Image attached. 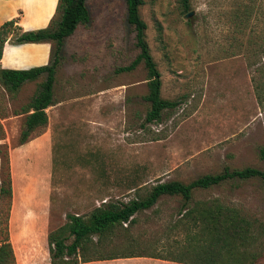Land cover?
I'll return each mask as SVG.
<instances>
[{
	"label": "rangeland",
	"instance_id": "obj_1",
	"mask_svg": "<svg viewBox=\"0 0 264 264\" xmlns=\"http://www.w3.org/2000/svg\"><path fill=\"white\" fill-rule=\"evenodd\" d=\"M85 1L89 22L59 52L49 125L21 143L24 115L11 117L43 77L0 96L6 118H0V179L9 173L12 194L10 202L0 199V242L8 239L15 264H50L46 235L68 214L88 216L98 206L127 202L155 182L186 183L224 167L264 170V0H189L187 11L179 0H142L161 96L175 103L150 122L144 66L121 69L137 53L125 1ZM213 200L254 223L252 264H264V179L192 190L185 209ZM182 204L179 196L162 195L109 237L90 235L85 257H119L78 264L197 260L206 232L193 219L197 208L184 215Z\"/></svg>",
	"mask_w": 264,
	"mask_h": 264
},
{
	"label": "trees",
	"instance_id": "obj_2",
	"mask_svg": "<svg viewBox=\"0 0 264 264\" xmlns=\"http://www.w3.org/2000/svg\"><path fill=\"white\" fill-rule=\"evenodd\" d=\"M126 5V22L134 32V46L137 49L135 57L122 70H132L138 64L146 71L147 93L144 100L148 103L144 120L155 121L160 118L163 109L171 108L175 103L161 96V73L155 64L148 45L145 41L147 25L141 18L139 9L142 0H124ZM184 11L190 6L189 0H179ZM90 20L89 10L85 0H57V6L49 25L45 28L22 31L15 19L4 21L0 25V54L5 41L13 43L48 42L50 43L49 60L44 65L28 69H9L0 67V96L7 94L10 98L18 92L21 86L28 81L43 79L38 82L35 92L29 97L18 111L12 115L23 114L19 140L26 142L28 136L36 127L46 125L47 115L45 108L54 104L53 85L55 72L59 61V52L66 37L71 35L78 25H85ZM12 34L15 36L11 38ZM4 115L0 113V118ZM4 131L0 125V139ZM260 158L264 160V148L259 150ZM264 179V170L251 166L241 169L224 167L216 174H202L186 183L169 180L155 182L143 196H136L121 203H108L91 210L88 216L68 214V220L49 231L46 235L50 264H78L100 259H112L119 256L85 257L84 251L90 235L109 237L116 227L122 228L123 223H133L134 215L150 208L162 195L179 196L183 199V207L187 206L192 198V190L208 189L222 184L226 180H246L249 178ZM11 187L9 173L0 179V199L10 202ZM197 208L195 221L202 222V229L206 232L205 242L199 246L197 260L191 264H252L257 260L258 253L249 251L257 236L253 233V222L240 213V210L231 206H224L213 200L204 206H193L185 209L184 215H192ZM70 239V240H69ZM69 240V241H68ZM102 239L99 241L101 242ZM68 241V242H67ZM96 241V242H99ZM242 248V249H241ZM252 250V249H250ZM120 257H129L128 255ZM245 262V263H244ZM0 264H15L12 249L8 239L4 237L0 242Z\"/></svg>",
	"mask_w": 264,
	"mask_h": 264
},
{
	"label": "crops",
	"instance_id": "obj_3",
	"mask_svg": "<svg viewBox=\"0 0 264 264\" xmlns=\"http://www.w3.org/2000/svg\"><path fill=\"white\" fill-rule=\"evenodd\" d=\"M56 6L57 0H0V25L4 21L15 19L16 23L20 25L23 30L47 27L50 19L55 13ZM49 50L50 43L47 42L35 43L32 41L16 44L11 41H5L2 45L0 54V67L9 69H28L32 66L44 65L48 61ZM34 81L28 82L32 83ZM55 105L56 104H52V106ZM46 108V125L48 126L50 116ZM17 116L18 115H14L11 117ZM3 119L6 118L4 117ZM152 259H154V257ZM150 263L191 264L166 259H154L151 260Z\"/></svg>",
	"mask_w": 264,
	"mask_h": 264
},
{
	"label": "water",
	"instance_id": "obj_4",
	"mask_svg": "<svg viewBox=\"0 0 264 264\" xmlns=\"http://www.w3.org/2000/svg\"><path fill=\"white\" fill-rule=\"evenodd\" d=\"M192 14H193V12L190 11V12H188V13L186 14V16L188 17V16H190V15H192Z\"/></svg>",
	"mask_w": 264,
	"mask_h": 264
}]
</instances>
